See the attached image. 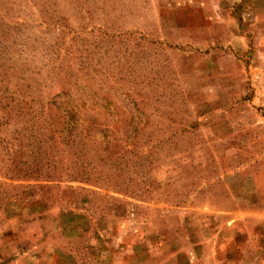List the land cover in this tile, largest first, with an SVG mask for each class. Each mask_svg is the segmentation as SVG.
Returning <instances> with one entry per match:
<instances>
[{"label": "rangeland", "instance_id": "374dc122", "mask_svg": "<svg viewBox=\"0 0 264 264\" xmlns=\"http://www.w3.org/2000/svg\"><path fill=\"white\" fill-rule=\"evenodd\" d=\"M0 264H264V0H0Z\"/></svg>", "mask_w": 264, "mask_h": 264}]
</instances>
